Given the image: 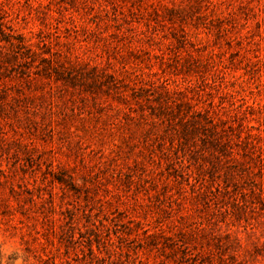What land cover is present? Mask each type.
<instances>
[{
    "label": "rangeland",
    "instance_id": "rangeland-1",
    "mask_svg": "<svg viewBox=\"0 0 264 264\" xmlns=\"http://www.w3.org/2000/svg\"><path fill=\"white\" fill-rule=\"evenodd\" d=\"M0 264H264V0H0Z\"/></svg>",
    "mask_w": 264,
    "mask_h": 264
}]
</instances>
